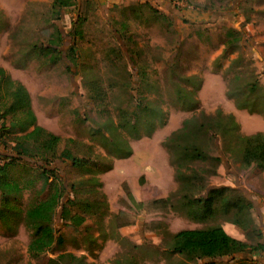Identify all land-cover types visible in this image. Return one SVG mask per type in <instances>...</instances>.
I'll return each instance as SVG.
<instances>
[{
	"label": "rangeland",
	"instance_id": "rangeland-1",
	"mask_svg": "<svg viewBox=\"0 0 264 264\" xmlns=\"http://www.w3.org/2000/svg\"><path fill=\"white\" fill-rule=\"evenodd\" d=\"M50 3L0 0V66L27 87L39 124L61 138H73L68 143L71 149L98 158L100 164L87 172L70 161L53 160L66 181L53 212V225L62 240L32 257L27 245L33 228L27 225L24 211L48 190L36 192L41 182L33 180L37 164L25 157L15 160L8 168V180L21 189L9 192V209L3 207L0 212V264H46L49 256L62 251L83 254L94 264H130L132 260L193 264L181 255L165 253V231L206 222L164 205L166 196L173 194L174 199L179 192H173L177 188L174 166L162 140L199 109L207 114L217 108L232 112L244 133L264 131L262 112L239 108L226 95L232 69L253 68L264 84V0H74L60 9L59 17L51 12ZM148 5L167 17L152 12ZM231 27L242 32L233 50L223 43L233 35ZM51 43L56 50L49 48ZM71 47L73 53H69ZM237 55L241 60L227 70ZM177 88H186L198 104L186 108L182 97H177ZM142 96L159 110L152 133L145 134L141 126L136 138L135 132L114 129L121 110L131 111ZM101 131L125 138L133 151L148 148L150 153L133 156L136 163L145 160V170L133 164L131 154L116 156ZM11 142L9 146L0 142V164L13 152ZM215 143L210 152L220 159L207 165V181L239 187L252 204L245 209L247 219L264 234V170L245 167L236 155H225L220 138ZM150 162L155 164L152 170ZM161 178L168 186L172 181L168 192L154 186ZM71 182L77 186L79 200L99 198L98 206L83 211L72 202ZM1 190L0 197L5 195ZM61 204L67 208L65 215ZM74 213L84 215L82 223L73 221ZM214 221L227 229L232 225L221 216L207 223ZM233 228L236 237L246 239ZM247 256L264 264V251Z\"/></svg>",
	"mask_w": 264,
	"mask_h": 264
},
{
	"label": "trees",
	"instance_id": "trees-1",
	"mask_svg": "<svg viewBox=\"0 0 264 264\" xmlns=\"http://www.w3.org/2000/svg\"><path fill=\"white\" fill-rule=\"evenodd\" d=\"M73 2L74 0H51V12L55 17H59L60 9ZM149 8L152 12L167 17V14L158 12L156 8L152 6ZM230 29L233 35L224 39L223 43L226 49L233 50L238 46L237 42L241 39L242 32L236 27ZM54 44L51 43L49 48L56 50L57 46ZM74 50L75 48L71 47L69 53H73ZM68 57L71 60L75 59L73 54H68ZM241 58L240 55L232 58L227 70H230L233 63ZM243 67L232 69L226 95L233 98L237 107L264 114V84H260L253 68ZM185 79L189 80V77ZM94 87L99 90L97 84H94ZM176 94L177 97H182L184 106L188 109L198 104V99L191 96L186 88H177ZM121 112L120 121L112 127L117 130L124 128L132 134L135 132L133 135L136 138L140 136L141 126L145 134L150 135L155 119L160 117L158 108L149 105L144 96L136 98L131 111L124 108ZM100 136L116 151V156L131 154L132 148L125 138H120L119 135L111 136L102 131ZM217 138L222 142L221 147L225 155L227 153L236 155L241 165L245 167L255 165L264 170V131L242 132L235 115L232 112L224 113L221 108H217L214 114H207L203 109H199L190 116L184 117L181 125L171 130L162 140L174 166L177 188L173 192H179L174 199L173 194L166 196L164 205L180 209L191 219L206 223L201 226L165 231L167 235L165 253L181 255L193 264H228L229 262L258 264L256 263L258 258L247 256L250 253L264 251L263 231L245 215V209L252 205L250 200L237 186L210 184L207 181L209 169L207 165L220 159L218 154L210 152L211 146L216 147ZM73 140L71 137L61 138L59 134L37 122L27 87L0 66V142L4 146H9V141H12L10 146L13 151L7 156L8 160L0 164V190L3 189L1 192H5V195L2 194L0 197V212L3 207L5 210L9 209V192L16 194L21 189L18 183L8 180V168L14 165L17 159L25 157L37 164L38 170L34 172L33 180L39 178L41 182L36 192L38 194L46 188L48 190L45 197L35 198L24 211L27 225L33 228L32 237L27 245L28 253L32 257H38L62 240L53 225V212L65 190L66 181L59 175L58 168L52 163L53 160L59 158L70 161L71 166L87 172H92L100 164L98 158L77 154L71 149L68 143ZM61 141H63L62 147H60ZM109 167L111 164L106 166ZM88 179H93V176H89ZM69 186L72 192H77L74 182L69 183ZM74 195L71 201L83 211H89L99 204V198L79 200L76 193ZM66 212L67 208L63 204L61 214L65 215ZM72 216L77 224L84 220V215L74 213ZM218 216L239 227L246 239L232 236L218 221L207 223ZM87 235L91 236L88 233ZM46 264L94 263L86 260L83 254L76 255L70 251H62L55 256H49ZM130 264H139V262L132 260Z\"/></svg>",
	"mask_w": 264,
	"mask_h": 264
},
{
	"label": "crops",
	"instance_id": "crops-1",
	"mask_svg": "<svg viewBox=\"0 0 264 264\" xmlns=\"http://www.w3.org/2000/svg\"><path fill=\"white\" fill-rule=\"evenodd\" d=\"M148 153H150V151H149V149L148 148H142V150H141V152H137L136 150H132V152H131V156L129 157L130 158V160L131 161H133V164L134 165H137L138 166V168L139 169H141L142 171H144L145 169V167H147V165H144V166H142V164L145 162V160L144 161H142L141 163H136L135 161H134V159H133V156H135V155H137V154H148ZM151 158V157H150ZM150 158H149V160H150ZM153 162V161H152ZM152 162H150V164L148 165L149 167H150V169L152 170L153 169V166L152 165H155L154 163H152ZM143 167V168H142ZM164 167V166H163ZM163 169H165V167L163 168ZM173 176H174V174H173ZM157 183H159V185L157 184ZM173 184H174V182H173ZM154 186L156 187V189L157 190H159V191H161V192H168V189H171V187L173 186L172 185V181H171V185H166L165 184V181H163V178H161V180H159L158 182H155L154 183ZM230 222V221H229ZM230 223H232V222H230ZM223 226V225H222ZM236 227V228H238L241 232H242V230L239 228V227H237L234 223H232V225H230L229 227H228V229H227V227H225V226H223L224 227V229L229 233V234H231L232 236H234V237H236V235L235 234H233V231H231L230 229H233L234 230V228L233 227ZM243 233V232H242ZM244 234V233H243ZM245 236V235H244ZM238 238V237H237ZM240 239H242V238H240Z\"/></svg>",
	"mask_w": 264,
	"mask_h": 264
},
{
	"label": "water",
	"instance_id": "water-1",
	"mask_svg": "<svg viewBox=\"0 0 264 264\" xmlns=\"http://www.w3.org/2000/svg\"><path fill=\"white\" fill-rule=\"evenodd\" d=\"M216 12V11H215Z\"/></svg>",
	"mask_w": 264,
	"mask_h": 264
}]
</instances>
